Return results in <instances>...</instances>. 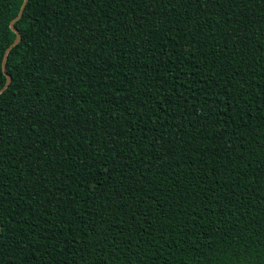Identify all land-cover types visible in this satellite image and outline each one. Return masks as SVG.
Wrapping results in <instances>:
<instances>
[{
	"label": "trees",
	"instance_id": "1",
	"mask_svg": "<svg viewBox=\"0 0 264 264\" xmlns=\"http://www.w3.org/2000/svg\"><path fill=\"white\" fill-rule=\"evenodd\" d=\"M13 25L0 264H264V0H28Z\"/></svg>",
	"mask_w": 264,
	"mask_h": 264
},
{
	"label": "snow or ice",
	"instance_id": "2",
	"mask_svg": "<svg viewBox=\"0 0 264 264\" xmlns=\"http://www.w3.org/2000/svg\"><path fill=\"white\" fill-rule=\"evenodd\" d=\"M169 2H171V0H169ZM203 2L205 4H207V3H212L213 0H203ZM218 2H222V0H218ZM154 6H155V4L153 3V7ZM85 20H87V17L85 18ZM164 23L165 22H164L163 18H161L160 21H157V24H164ZM76 24H83V21L71 22L70 27L74 28L76 26ZM240 39L243 40L244 37H241ZM234 47H238V44L234 45ZM237 54H239V52ZM108 63H109V60L102 59L100 66L97 68V72L99 73L98 78L101 81L104 80V76H105V74L108 71V68L106 67L108 65ZM156 67H157V69H159L161 67V65L158 64ZM153 86L155 87L156 85H153ZM160 87H163V85H161ZM165 91H167V89H165ZM21 130L24 132L25 136L27 137V140L31 141V143L28 144V148L33 147L35 145V141L32 140L31 133L34 130V122L33 123H29L27 125H22V129ZM197 150H199V149H197ZM25 151H27V148L25 149ZM205 155H207V153H205ZM202 162H203V158H202ZM44 164L45 165L50 164V158L48 160H45ZM192 168H193V172L191 173V175H195V170L197 169V161L195 159L192 160ZM49 170L50 169L47 168V167H42L41 170H40V174L39 175H35V169H33L32 170V174L35 176L36 180L40 181L41 185L44 187L45 191L50 195V197L53 200H57L58 201V199L61 198L62 196L69 195V194L68 193H64V189H63V187L60 184L59 173L55 172V168H52L51 171L54 173V177L53 178L57 180V183L52 185L51 188L47 187L48 177H46L44 175V173L49 171ZM198 170L201 173H204V171H205V169L203 167H199ZM201 178H203V177H201ZM214 183L219 185L220 181L216 180V181H214ZM39 194H40L39 190H37L36 195L39 196ZM49 202H51V200ZM211 203H212L211 200L207 201V204L210 205ZM101 264H103V262H101Z\"/></svg>",
	"mask_w": 264,
	"mask_h": 264
},
{
	"label": "water",
	"instance_id": "3",
	"mask_svg": "<svg viewBox=\"0 0 264 264\" xmlns=\"http://www.w3.org/2000/svg\"><path fill=\"white\" fill-rule=\"evenodd\" d=\"M27 1H28V0H24V1H23L22 5H21V7H20V9H19V12H18L17 16H16V17L10 22V28L12 29V31L15 32L16 37H15V39H14L12 45L8 48V50H9L11 47L17 45V44L19 43V41H20V34H19L18 31L14 28V25H13V24H14L15 21H17V20L22 16L23 11H24V9H25V6H26V4H27ZM8 50L5 52V54H4V59H3V73H4V75L6 76V82H5L4 86H3V88L0 90V93L3 92V91L7 88V86L9 85V83H10V81H11V77L6 73V70H5V61H6V58H7Z\"/></svg>",
	"mask_w": 264,
	"mask_h": 264
}]
</instances>
